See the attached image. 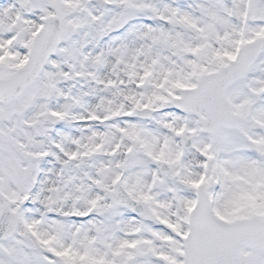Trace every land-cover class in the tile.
<instances>
[{
  "label": "snow or ice",
  "instance_id": "1",
  "mask_svg": "<svg viewBox=\"0 0 264 264\" xmlns=\"http://www.w3.org/2000/svg\"><path fill=\"white\" fill-rule=\"evenodd\" d=\"M0 264H264V0H0Z\"/></svg>",
  "mask_w": 264,
  "mask_h": 264
}]
</instances>
